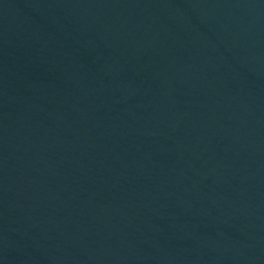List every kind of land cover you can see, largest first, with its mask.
Masks as SVG:
<instances>
[{"label":"water","instance_id":"water-1","mask_svg":"<svg viewBox=\"0 0 264 264\" xmlns=\"http://www.w3.org/2000/svg\"><path fill=\"white\" fill-rule=\"evenodd\" d=\"M0 264H264V0H0Z\"/></svg>","mask_w":264,"mask_h":264}]
</instances>
